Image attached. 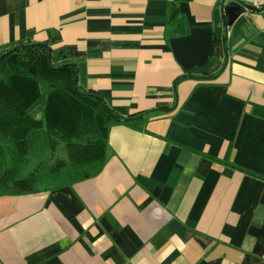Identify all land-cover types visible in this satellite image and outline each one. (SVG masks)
I'll list each match as a JSON object with an SVG mask.
<instances>
[{
	"label": "crops",
	"instance_id": "1",
	"mask_svg": "<svg viewBox=\"0 0 264 264\" xmlns=\"http://www.w3.org/2000/svg\"><path fill=\"white\" fill-rule=\"evenodd\" d=\"M223 2L0 0V52L46 43L145 112L110 128L98 175L0 196V264H264V9L226 26ZM55 149L22 175L65 169Z\"/></svg>",
	"mask_w": 264,
	"mask_h": 264
},
{
	"label": "trees",
	"instance_id": "2",
	"mask_svg": "<svg viewBox=\"0 0 264 264\" xmlns=\"http://www.w3.org/2000/svg\"><path fill=\"white\" fill-rule=\"evenodd\" d=\"M231 1L240 3L224 0L226 26L224 10ZM78 72L76 62L43 42L0 52V196L51 191L98 175L110 128H138L145 112L120 115L99 93L79 88ZM185 77L190 76L177 78L175 87ZM56 141L68 151V162L58 161L66 168L24 177L21 168L35 146L53 147Z\"/></svg>",
	"mask_w": 264,
	"mask_h": 264
},
{
	"label": "rangeland",
	"instance_id": "3",
	"mask_svg": "<svg viewBox=\"0 0 264 264\" xmlns=\"http://www.w3.org/2000/svg\"><path fill=\"white\" fill-rule=\"evenodd\" d=\"M58 142H61V141H56L55 143H52V146L53 147H51V146H49V147H45V148H39V145L37 144L36 146H35V149L30 153V155H29V157L28 158H30V161H29V163H27L26 162V164H24L23 166H22V168H21V172H22V174H24V175H26V174H28V172L29 171H31V170H33L34 169V157H33V155L35 156V154L36 153H38V154H40L39 156H42V159L43 160H46L47 158H48V161H49V159H50V157H49V155L51 154V150L52 149H55V147H56V143H58ZM60 145V147H57L55 150H54V152L55 153H62V152H64V150H63V148H62V145L61 144H59ZM51 148V149H50ZM28 161V160H27ZM42 164V163H41ZM47 168L46 167H42L41 168V173H46V172H48L47 170H46Z\"/></svg>",
	"mask_w": 264,
	"mask_h": 264
},
{
	"label": "water",
	"instance_id": "4",
	"mask_svg": "<svg viewBox=\"0 0 264 264\" xmlns=\"http://www.w3.org/2000/svg\"><path fill=\"white\" fill-rule=\"evenodd\" d=\"M257 6L253 4H248L241 2L237 3L235 1H231L228 3V5L225 7V15H226V24L228 26H231L236 18L245 11L246 8H256Z\"/></svg>",
	"mask_w": 264,
	"mask_h": 264
}]
</instances>
